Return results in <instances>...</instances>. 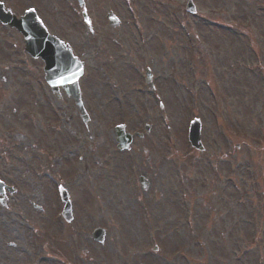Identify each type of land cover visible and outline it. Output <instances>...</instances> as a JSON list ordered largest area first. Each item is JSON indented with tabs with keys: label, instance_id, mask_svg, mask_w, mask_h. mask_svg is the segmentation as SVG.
Returning <instances> with one entry per match:
<instances>
[{
	"label": "rangeland",
	"instance_id": "374dc122",
	"mask_svg": "<svg viewBox=\"0 0 264 264\" xmlns=\"http://www.w3.org/2000/svg\"><path fill=\"white\" fill-rule=\"evenodd\" d=\"M35 2L85 61L90 119L0 26V177L16 188L0 206V264H264V0H193L195 15L186 0H85L89 24L75 0ZM193 117L203 151L187 141ZM119 120L152 126L116 151Z\"/></svg>",
	"mask_w": 264,
	"mask_h": 264
},
{
	"label": "water",
	"instance_id": "95a60500",
	"mask_svg": "<svg viewBox=\"0 0 264 264\" xmlns=\"http://www.w3.org/2000/svg\"><path fill=\"white\" fill-rule=\"evenodd\" d=\"M79 2H82V0H79ZM187 10L188 11H194L193 4L191 0L188 1L187 4ZM9 17V16H8ZM10 19H4V22H8L9 24H12L13 26H16L20 28L21 26L19 24H22L20 20L15 19L14 17H10ZM107 18L110 20L111 25H117L118 19L117 17L109 12L107 14ZM33 26L36 27V29H39V36L36 39H28L26 48L28 51L34 54V56H40L44 62V71H45V78L49 83H52L53 78H58L62 72H67L65 74L66 83L71 87V89L67 88V90L76 98L79 104V108L81 110V115L84 120L87 118L85 117L86 113L81 106L80 100H79V89L77 85V81L79 76H81L83 70H82V62H79L76 57H74L71 53V49L68 45L63 44L60 40H58L55 36L49 35L44 27L42 26L40 21H34ZM62 47V48H61ZM60 65V66H59ZM70 69V72L69 70ZM147 72V78L146 80H149V77L151 76L149 70H146ZM200 128L201 123L200 120L197 118H194L189 125L188 129V139L191 144L196 149L202 150L203 145L200 140ZM117 133V139L119 142L127 143V146L129 145V142L131 140V136L129 133L124 132V130L120 127L116 129ZM3 183L0 181V193L3 194ZM4 196H0L1 203H3ZM63 197L67 198L66 194H63Z\"/></svg>",
	"mask_w": 264,
	"mask_h": 264
},
{
	"label": "flooded vegetation",
	"instance_id": "af4514ba",
	"mask_svg": "<svg viewBox=\"0 0 264 264\" xmlns=\"http://www.w3.org/2000/svg\"><path fill=\"white\" fill-rule=\"evenodd\" d=\"M0 1L3 2V8L4 9L10 8L11 10L15 11L14 13L17 16L23 15V13H24L26 8L28 9V8L36 7V11H37V8H38L37 5L34 4V1H36V0H29V1H32L30 3L29 2H24V1H20L18 3H10V2L8 3L7 0H0ZM2 27L10 28L7 25H2ZM14 32L18 35V43H20V45H21L22 56L27 57V59L30 60V61H36L35 59L31 58L29 55H27L24 52V49H23V36L20 35L17 31H14ZM27 86H30V84H27ZM149 129H150V127H149Z\"/></svg>",
	"mask_w": 264,
	"mask_h": 264
}]
</instances>
